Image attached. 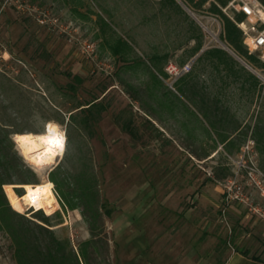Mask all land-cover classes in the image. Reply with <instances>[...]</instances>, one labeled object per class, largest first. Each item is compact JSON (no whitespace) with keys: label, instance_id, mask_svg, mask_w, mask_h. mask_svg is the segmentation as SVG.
Here are the masks:
<instances>
[{"label":"rangeland","instance_id":"374dc122","mask_svg":"<svg viewBox=\"0 0 264 264\" xmlns=\"http://www.w3.org/2000/svg\"><path fill=\"white\" fill-rule=\"evenodd\" d=\"M158 1L0 0V123L17 134H38L55 122L65 133L63 152L42 169L14 143L33 173L26 184L49 180L60 163L93 165L101 202L111 215L102 216V240L97 254L89 252L90 264H217L236 235L264 256V196L246 172L251 167L264 189V154L253 138L257 127L264 128V69L239 57L250 68L245 67L224 49L233 59L227 58V66L197 62L201 53L191 57L190 37L199 30L200 50L227 46L214 15L193 13L202 27L179 0L182 10L160 11ZM226 16L235 21L229 11ZM120 39L131 48L120 46ZM155 56H167L163 70L169 62L188 61L191 70L171 88L168 78L152 76L149 59ZM74 76L82 83L73 93L67 84ZM104 95L109 108L92 131L69 120L77 103ZM215 109L226 119L221 127H237L230 133L232 146L219 144L212 118L202 113ZM122 111L137 136L114 120ZM203 153L209 156L197 157ZM22 185L2 189L5 196L8 189L21 196ZM53 191L55 202L22 212L6 199L35 223L43 225L38 211L49 217L46 227L76 250L90 238L88 224L80 208H63L54 185ZM236 219L250 224L243 228ZM0 264H15L11 240L1 228Z\"/></svg>","mask_w":264,"mask_h":264},{"label":"trees","instance_id":"16d2710c","mask_svg":"<svg viewBox=\"0 0 264 264\" xmlns=\"http://www.w3.org/2000/svg\"><path fill=\"white\" fill-rule=\"evenodd\" d=\"M192 13L206 11L209 14L218 16L221 19L222 27L219 38L230 48L238 57L243 58L248 64L256 67V69H264V62L256 58L254 55L247 54V50L242 43V34L229 17L222 13L221 8L224 7L230 0H179ZM264 5V0H259ZM208 3V7L204 8ZM159 10H173L180 8L176 0H159ZM243 19V15L234 14V20L239 22ZM103 24L106 22L101 19ZM193 26H196L191 21ZM196 28H199L198 26ZM200 29V28H199ZM195 40V45L191 49V57L197 54L201 48L202 34L198 33L190 37ZM120 46L130 49L131 47L122 39L119 40ZM119 48V47H118ZM125 50V51H126ZM116 51H114L115 53ZM227 58L231 57L221 48L211 47L204 50L197 58V62L204 60L210 62L214 67L219 68L220 65L227 66ZM150 65L155 69L152 74L154 79H158V75L166 78V73L163 70V62L167 61V56L152 57L149 59ZM184 64V63H183ZM185 76V75H184ZM256 82L254 75L249 73ZM181 77L179 81H183ZM82 78L74 76L73 81L67 84V87L74 93L76 84H81ZM175 85V84H174ZM106 90L104 87L101 91L103 94ZM108 104L105 102L104 96H94L85 103H77L74 107L75 112L69 114V120L76 122L79 127L92 131L101 120L103 115L108 111ZM206 118H212L210 127L218 136L219 144H227L232 146L230 133L237 131V127L226 128L221 127L225 117L219 115L215 110L202 112ZM148 114V113H146ZM114 120L120 125L121 129L130 136H137V127L134 125L130 116L126 115L125 111L115 115ZM91 129V130H90ZM18 132L12 131L10 127L0 123V228L9 236L13 248V259L15 264H90V254H97L99 251V243L101 242V234L103 221L102 216L105 214L110 217L111 212L104 209L103 202L100 198V190L98 187V177L94 167L90 162L81 163L79 167H66L63 163L58 164L49 172V181L54 185L58 200L63 208L81 209V214L88 224L90 238L82 241L77 245V249L70 244L68 239H59L54 232L47 228L49 217L44 216L40 211L37 213L38 224L32 220L26 219L22 215L13 211L8 205L6 196L2 187L6 184H15V182L25 181L28 176H33V173L24 164L21 157L15 150V144L12 139V134ZM91 135V134H90ZM253 138L259 145V151L264 154V128L257 127L253 132ZM239 144V143H238ZM215 150L216 146L213 145ZM69 151L66 152L68 157ZM209 154L203 153L197 155L199 158L208 157ZM66 161V160H65ZM224 176V175H223ZM211 179V178H208Z\"/></svg>","mask_w":264,"mask_h":264},{"label":"bare ground","instance_id":"6f19581e","mask_svg":"<svg viewBox=\"0 0 264 264\" xmlns=\"http://www.w3.org/2000/svg\"><path fill=\"white\" fill-rule=\"evenodd\" d=\"M52 129L53 128L50 126V123H48L44 128V131L41 133L16 134L19 136L30 134L33 137L32 140L17 145L19 146L25 157L28 160L33 161L34 166L38 169H42L43 167L48 165L50 166L55 161V159L59 155H61L60 150L56 147L55 143H52L51 141L60 139L62 132L59 128L55 131H53ZM41 137L43 139H39ZM22 188L24 189V193L21 196H17L11 189H8L6 191V196L10 203V206L15 211L22 212L23 208L29 205L30 207L34 208H42L56 201V197L52 189L53 183L48 179L42 180L37 184H23Z\"/></svg>","mask_w":264,"mask_h":264},{"label":"built area","instance_id":"2783aa9c","mask_svg":"<svg viewBox=\"0 0 264 264\" xmlns=\"http://www.w3.org/2000/svg\"><path fill=\"white\" fill-rule=\"evenodd\" d=\"M222 13L227 15V11L232 14H242L243 19L239 22H235L236 26L240 29L242 34V43L247 49L249 54H256L262 61H264V5L259 0H230L224 7L221 8ZM230 17V16H229ZM232 20L233 18L230 17ZM211 20L217 23L218 32L220 33L221 27L217 17L212 16ZM202 24V23H201ZM202 27L204 25L202 24ZM192 63L188 61L182 65H178L173 62H169L164 67L166 78L169 79V86L172 88L174 84L184 75L188 74L191 70ZM64 136L65 144V133ZM253 169L249 167L246 172L252 180L253 186H256L261 195L264 196V189L260 184L251 176ZM53 189V188H52ZM229 189L223 192L226 194V198L229 196ZM29 209L34 208L28 206Z\"/></svg>","mask_w":264,"mask_h":264},{"label":"crops","instance_id":"0c3cea01","mask_svg":"<svg viewBox=\"0 0 264 264\" xmlns=\"http://www.w3.org/2000/svg\"><path fill=\"white\" fill-rule=\"evenodd\" d=\"M243 222L246 223H242L239 219H236L235 223H237L236 225L242 224L243 228H246L247 225L250 224L249 220ZM243 238L244 236H240L239 238L236 235L234 246H230L229 250L224 251L221 256H219L221 260H218L219 262L217 264H264V256L260 254V252L258 254L252 251L251 248L248 247V243H246L247 239L243 240Z\"/></svg>","mask_w":264,"mask_h":264},{"label":"clouds","instance_id":"9594fccd","mask_svg":"<svg viewBox=\"0 0 264 264\" xmlns=\"http://www.w3.org/2000/svg\"><path fill=\"white\" fill-rule=\"evenodd\" d=\"M50 126L55 130L59 128V125H56L55 122H51ZM12 139L14 143H17L19 145L26 143L29 140H32L33 137L30 134H25L24 136L15 135L12 137ZM39 139H43V138L41 137ZM63 139H64L63 134H61L60 139L51 141L52 143H55L56 147L60 150L61 153L63 152Z\"/></svg>","mask_w":264,"mask_h":264},{"label":"water","instance_id":"95a60500","mask_svg":"<svg viewBox=\"0 0 264 264\" xmlns=\"http://www.w3.org/2000/svg\"><path fill=\"white\" fill-rule=\"evenodd\" d=\"M180 3V2H179ZM181 4V6L187 11V13L190 15V16H192L193 17V19L195 20V21H197L198 23H199V25H201L202 26V24L200 23V21L193 15V13L187 8V7H185L182 3H180ZM222 49H224V50H226V51H228V52H230L231 53V55H233L239 62H241L245 67H248V68H250L245 62H243L231 49H229L227 46H223L222 47ZM204 51V49H201L200 51H199V53H202ZM199 53L195 56V57H197L198 55H199ZM251 71L254 73V74H256L258 77H259V75L255 72V71H253L252 69H251Z\"/></svg>","mask_w":264,"mask_h":264},{"label":"snow or ice","instance_id":"6c2138e0","mask_svg":"<svg viewBox=\"0 0 264 264\" xmlns=\"http://www.w3.org/2000/svg\"><path fill=\"white\" fill-rule=\"evenodd\" d=\"M53 131H55V129H52ZM45 142H49V141H45Z\"/></svg>","mask_w":264,"mask_h":264}]
</instances>
